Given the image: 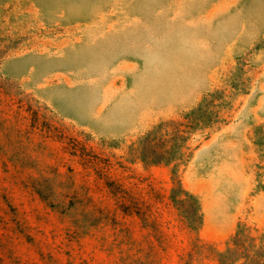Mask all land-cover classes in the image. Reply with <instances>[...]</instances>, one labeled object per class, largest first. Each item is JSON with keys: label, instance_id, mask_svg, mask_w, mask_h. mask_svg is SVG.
Returning <instances> with one entry per match:
<instances>
[{"label": "rangeland", "instance_id": "rangeland-1", "mask_svg": "<svg viewBox=\"0 0 264 264\" xmlns=\"http://www.w3.org/2000/svg\"><path fill=\"white\" fill-rule=\"evenodd\" d=\"M240 229L264 231V0H0V264H216Z\"/></svg>", "mask_w": 264, "mask_h": 264}, {"label": "trees", "instance_id": "trees-1", "mask_svg": "<svg viewBox=\"0 0 264 264\" xmlns=\"http://www.w3.org/2000/svg\"><path fill=\"white\" fill-rule=\"evenodd\" d=\"M199 111L198 108L196 112L193 111L188 115L187 123L176 124L177 126L174 128L173 135L165 141L168 144H165L167 145L165 154L172 153V150L176 147V142H179L181 147H184L188 142V135L199 129L201 124H206L203 123L205 121H203V115ZM150 136L151 133L147 134L144 139H148ZM144 158L150 164L167 162V160H154L150 159V157ZM181 192L185 197H188L196 203L197 214L193 217L195 219L190 218V220L192 224H195V229L198 231L203 221L199 202L195 196L189 194L182 188ZM215 257L216 264H264V231L259 237H256L251 236L245 229L238 230L229 240L226 249L223 252L217 253Z\"/></svg>", "mask_w": 264, "mask_h": 264}]
</instances>
